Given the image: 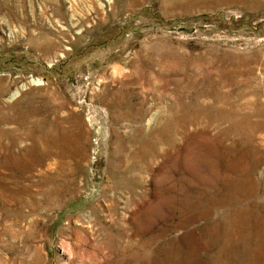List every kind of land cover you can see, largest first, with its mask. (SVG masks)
I'll return each mask as SVG.
<instances>
[{
    "label": "rangeland",
    "instance_id": "374dc122",
    "mask_svg": "<svg viewBox=\"0 0 264 264\" xmlns=\"http://www.w3.org/2000/svg\"><path fill=\"white\" fill-rule=\"evenodd\" d=\"M0 264H264V0H0Z\"/></svg>",
    "mask_w": 264,
    "mask_h": 264
},
{
    "label": "bare ground",
    "instance_id": "6f19581e",
    "mask_svg": "<svg viewBox=\"0 0 264 264\" xmlns=\"http://www.w3.org/2000/svg\"><path fill=\"white\" fill-rule=\"evenodd\" d=\"M14 98V97H13ZM64 244V243H63ZM64 246V245H63ZM70 247H72V246H70ZM67 248V247H66ZM68 249H70V248H68ZM71 251V250H70Z\"/></svg>",
    "mask_w": 264,
    "mask_h": 264
}]
</instances>
